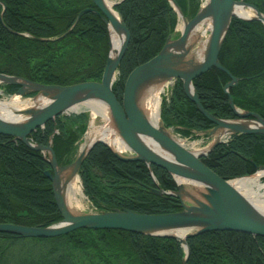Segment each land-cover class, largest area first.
Masks as SVG:
<instances>
[{"label": "trees", "instance_id": "16d2710c", "mask_svg": "<svg viewBox=\"0 0 264 264\" xmlns=\"http://www.w3.org/2000/svg\"><path fill=\"white\" fill-rule=\"evenodd\" d=\"M175 1L184 13L188 3L190 14L195 11L196 0ZM84 8L95 5L92 0H0V73L42 84L99 81L109 52L108 28L91 11L75 22ZM114 9L130 33L113 83V92L121 99L127 75L161 50L177 16L169 0H120ZM218 58L239 78L229 88L235 106L264 118V26L233 17ZM228 81L229 76L216 68L193 80L203 107L220 118L234 117L223 90ZM3 88L13 93L19 86ZM161 118L183 136L213 126L185 95L180 80L169 99L162 101ZM87 121L84 112L59 115L31 136L43 145L51 137L58 163H70ZM201 159L224 179L250 175L255 165H264V134H233ZM45 170L50 167L38 150L0 135V222L45 227L62 219ZM78 172L84 194L98 210L169 213L179 209L174 195L150 190L155 186L152 172L159 187L175 191L172 175L156 166L150 170L142 161H121L103 142L91 148ZM186 243L187 264H264L263 236L215 230L188 235ZM184 256L181 242L173 237L120 229L79 228L47 238L0 233V264H182Z\"/></svg>", "mask_w": 264, "mask_h": 264}, {"label": "water", "instance_id": "95a60500", "mask_svg": "<svg viewBox=\"0 0 264 264\" xmlns=\"http://www.w3.org/2000/svg\"><path fill=\"white\" fill-rule=\"evenodd\" d=\"M106 1L92 0L96 8L82 9L75 21L77 22L83 13L91 11L107 25L109 52L99 82H78L69 85L42 84L20 76L0 73L1 83L19 86L15 94L27 96L33 93L32 98H45L44 104L40 107L23 109L22 114H26L27 117L22 122L14 123L0 118V134L13 136L34 149L48 151L46 162L51 171L45 170L43 173L51 181L55 203L62 218L59 222L45 227L0 222V233L26 238H47L67 234L79 228H92L120 229L143 235L168 236L182 242L186 252L183 264H187L189 255L185 241L187 235L215 230H232L264 237V217L251 211L246 199L232 185L233 178L220 177L201 160V157L209 153L222 139H215L205 152L195 154L171 136L161 119V129L149 122L137 102V93L143 86L173 78L179 79L185 95L213 123L211 128L202 131L204 134L214 136L218 131L225 132L223 137L243 133L264 134V118L256 112L240 110L234 105L228 89L234 86L239 78L232 75L218 58L233 17L232 0H209L205 12L202 13L204 0L200 9L192 16L189 10L183 14L177 2L169 0L178 18L186 19V23L176 38H172L176 32L175 29L155 56L130 71L125 79L120 100L113 92V82L126 52L130 33L120 16V22L116 20ZM114 4V2L111 3L112 7ZM115 12L118 14L117 11ZM205 17L210 18L212 22L205 57L198 63L190 61V64L185 67L181 52L192 26H196L198 21ZM260 18L264 23V17ZM242 19L250 20L251 18ZM117 23L121 24L124 30V38L117 47L116 56L112 58L111 51L114 49V44L111 39L110 25L114 27ZM211 68L219 69L229 76L230 80L226 82L223 89L228 96L229 106L235 118L225 119L213 116L200 102L193 80ZM92 99L106 103L118 136L126 149L132 153L130 156L120 154L103 139L95 138L86 149L79 148V153L72 162L59 164L50 144L33 146L27 140L28 134L44 126L47 121L53 120L65 111L73 110L75 104ZM143 138L149 139L153 146L144 142ZM97 142L105 143L113 155L121 161H142L149 167L155 165L170 173L177 183V190L169 194L179 199L180 209L169 213H141L118 208L93 213H71L61 192V183L63 179L78 174L84 158ZM154 147L163 149L165 155L158 153ZM255 169L256 171L264 170V165H255ZM177 179L181 180V183ZM187 186L190 187L189 191L186 190ZM198 186H202V190ZM195 189L202 191V201L193 197ZM151 191L157 195L165 193L158 188H152ZM177 229H188L190 232L182 237L173 233Z\"/></svg>", "mask_w": 264, "mask_h": 264}, {"label": "bare ground", "instance_id": "6f19581e", "mask_svg": "<svg viewBox=\"0 0 264 264\" xmlns=\"http://www.w3.org/2000/svg\"><path fill=\"white\" fill-rule=\"evenodd\" d=\"M208 2L209 0H205L204 5L202 6V13L205 12ZM106 3L109 9L112 11V14L115 16L116 20L120 22L119 15L114 11L111 5L112 2L107 0ZM234 13L242 17H251V13L249 11H242L238 8L234 9ZM180 19L181 22L179 23L178 30H182L186 23V19ZM211 25V19L205 17L202 20H199L196 26H192L183 51L181 52L179 50L182 53V61L185 62V67L190 64V61L198 63L205 57L209 43ZM110 32L111 39L114 44V49L111 51V57L114 58L117 53V47L124 38V30L121 24L117 23V25L114 27L110 25ZM168 84V80L158 81L155 84H147L143 86L137 93V102L140 109L145 114L146 119L160 129L161 121L158 106V93ZM156 89L157 91L155 92ZM44 102L45 98L21 99V97L18 95H14L9 99H0V118L12 121L14 123L22 122L27 117L26 114H22L23 109L30 107H40L44 104ZM81 105H84L85 109L91 110L94 116H100L105 121V123L101 127V130H99L95 126L94 122L91 121L90 127L87 130V134L85 136V141L81 144L80 148L84 150L89 146L92 140L95 138H101L105 142L109 143L114 150L118 151L120 154H123L126 146L118 136L114 125L110 124L111 119L106 103L102 100L92 99L75 104L73 108L75 110H80L82 108ZM224 133V131H218L214 134V138H222ZM177 140L183 143L181 140ZM143 141L148 143V145L150 144L153 146L149 139L143 138ZM209 147L210 145L206 147H197L194 143H192L188 149L195 154H199L205 152ZM154 149L158 153L165 155V151L163 149V151L156 147H154ZM79 181V177L75 175L74 177H67L66 179H63L61 183V192L63 194L66 206L73 214L79 213L81 209L85 207V201L83 199L84 196L81 190L82 186L80 187ZM177 181L181 183V180L177 179ZM231 183L246 199L251 211H255L257 215L264 217V170H258L255 173L242 178H233ZM198 187L202 190V186ZM201 193L202 191L195 189L193 197L202 201L203 197ZM189 232L190 231L188 229H177L173 231V233L182 237H184V235Z\"/></svg>", "mask_w": 264, "mask_h": 264}, {"label": "rangeland", "instance_id": "374dc122", "mask_svg": "<svg viewBox=\"0 0 264 264\" xmlns=\"http://www.w3.org/2000/svg\"><path fill=\"white\" fill-rule=\"evenodd\" d=\"M114 2V1H113ZM199 5H198V9H200L201 7V3L202 1L199 0ZM192 14V12H191ZM180 17L178 18V23L176 25V32L174 33L173 37L172 38H176L179 33H180V30H178V26H179V23L181 22L180 21ZM170 81L169 84L167 86H165L164 88H162L161 91H159L158 93V99H159V102H158V106H159V109H160V100L162 99V97H166L169 92H170V88L171 86L173 85L174 83V79H170L168 80ZM96 82V81H94ZM157 91V89L155 90V92ZM154 92V91H153ZM14 95H18V94H11V95H8L5 93V90L3 89L2 87V83L0 82V99H9L11 98L12 96ZM19 97H21V99H24V98H27V99H32V97H26V96H20L18 95ZM81 109L80 111L78 112H86L88 117H89V121H88V127L86 128L87 130L89 129L90 127V123L91 121L94 122L95 126L101 130V127L104 125L105 121L100 117V116H97V115H93V112L91 110H88V109H85L84 105H81ZM108 113L110 115V119H111V122L110 124H114L113 121H112V118H111V113L108 109ZM98 124V125H97ZM168 132H170L175 138H179V139H182V142L184 143V145L186 147H190L192 145V143H194L197 147H206V146H209L212 144L213 141H215V138L213 135H209V134H204V133H195L194 136L190 137V138H182L180 136H178L177 134L173 133L171 130L169 129H166ZM87 133H85L82 137H80L76 143V149L75 151L72 153L70 159H71V162L76 158V156L78 155L79 153V148L81 146V144L85 141V136H86ZM227 135L224 137L226 138ZM224 138H221V139H224ZM189 143V144H188ZM109 144V143H108ZM110 145V144H109ZM188 147V148H189ZM124 155H131L132 153L126 149L123 153ZM78 176V175H77ZM79 177V176H78ZM80 178V177H79ZM80 180V179H79ZM79 185L80 187L82 186V183H81V180L79 181ZM83 187V186H82ZM82 187H81V190H82ZM189 186H187L186 190L189 191ZM83 199L85 201V207L83 209H81V211L79 213H93L95 212V210H93V208L91 207V203L90 201H88V199L86 198V196L83 194ZM4 241L1 242V244H3Z\"/></svg>", "mask_w": 264, "mask_h": 264}, {"label": "flooded vegetation", "instance_id": "af4514ba", "mask_svg": "<svg viewBox=\"0 0 264 264\" xmlns=\"http://www.w3.org/2000/svg\"><path fill=\"white\" fill-rule=\"evenodd\" d=\"M233 3V17H239L236 13H234V9L238 8L242 11H249L251 13V22H259L264 26V23L261 21V16L264 17V0H232ZM243 7V8H242ZM31 136V134H30ZM32 137V136H31ZM26 145V144H25ZM28 146V145H26ZM36 146V145H33ZM32 150H38L40 154L43 156V151L40 149H34L30 146H28ZM157 167V166H156ZM160 168V167H159ZM152 169V167H151ZM152 177V174H151ZM154 181V179L152 178ZM155 183V181H154ZM156 186V183H155Z\"/></svg>", "mask_w": 264, "mask_h": 264}]
</instances>
